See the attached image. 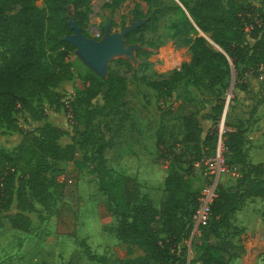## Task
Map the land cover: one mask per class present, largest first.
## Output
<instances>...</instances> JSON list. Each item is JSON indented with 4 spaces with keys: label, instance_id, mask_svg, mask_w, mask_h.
Returning <instances> with one entry per match:
<instances>
[{
    "label": "trees",
    "instance_id": "1",
    "mask_svg": "<svg viewBox=\"0 0 264 264\" xmlns=\"http://www.w3.org/2000/svg\"><path fill=\"white\" fill-rule=\"evenodd\" d=\"M35 1L0 0V118L6 116L7 127L12 125V111L19 106L32 118H38L30 102L33 96L41 94L50 105L61 104L70 112L71 124L79 122L83 128L69 142L61 144L57 138L64 133L62 128L44 120L36 133L23 135L14 151L0 146V209L8 206L13 195L17 206L22 208L29 198L26 189L44 186L49 159L69 160L76 148L90 147L98 187L117 216L115 235L124 249L117 264H186L177 248L189 232V221L198 203L199 193L192 186L191 178L194 163L203 159L204 143L214 147L221 137L226 152L224 161L236 165L239 175L234 187L217 183L214 188L209 219L201 225L205 228L198 246V259L201 264H232L236 252L233 243L222 236L223 232L237 235L241 228L232 221L234 212L248 197H264V161L247 159L243 124L229 125L224 119L220 130L214 121L201 137L198 118L186 113L180 137L166 141L158 136L157 157L178 165L165 175L163 198L155 206L149 196L140 192L134 179L122 173L111 174L102 155L107 143L98 141L91 128L93 118L99 113L92 100L100 94L101 108L119 103L125 89L123 76L112 68H108L105 76L85 65L74 70L76 60L67 57L76 48L65 37L72 32L70 20H75L85 34L90 33L86 23L91 0H42L40 6ZM121 1L105 0L112 6ZM180 1L184 10H180L181 24H173L174 34H189L186 43L190 58L169 76L148 81L151 85H167L186 75L198 88L214 91L232 74L233 85L238 88L245 87L249 77L264 74V16L257 4L249 0ZM137 9L135 4L132 19L141 21L124 32L125 43L142 42L144 30L155 27L160 11L157 7L148 13ZM45 50L50 52L47 60ZM115 61L129 66L121 57ZM73 72L82 86L67 99L65 106L55 87ZM217 102L218 114L224 97H219ZM183 163L186 165H179ZM19 166L21 172L16 175ZM6 218L11 227L28 230L29 220L21 209ZM210 235L218 240L209 241ZM96 259L101 264H109L103 255H97Z\"/></svg>",
    "mask_w": 264,
    "mask_h": 264
},
{
    "label": "rangeland",
    "instance_id": "2",
    "mask_svg": "<svg viewBox=\"0 0 264 264\" xmlns=\"http://www.w3.org/2000/svg\"><path fill=\"white\" fill-rule=\"evenodd\" d=\"M249 1L257 4L264 16V0ZM35 2L42 5V0ZM135 4L142 12L148 13L155 7L160 9L155 27L144 30L142 42H124L125 51L112 52L101 73L79 55L77 48L67 57L76 60L74 70L85 65L105 76L108 68H112L123 76L125 89L119 103L101 108L100 94L92 100L99 113L93 118L91 128L98 141L107 143L102 155L111 174L122 173L134 179L140 192L158 206L163 198V179L178 164L159 159L155 142L158 136L166 141L180 137L186 113L198 118L201 137L214 121L220 130L224 119L229 125L241 122L245 127L247 159L264 161V138L260 135L264 127V74L249 77L243 88L234 87V78H228L214 91L198 88L186 75L167 85H151L148 81L169 76L190 58L186 43L189 34H174L173 24H181L180 10H184L180 0H123L117 6L104 0H91L86 27L100 28V35L94 36L95 39L104 33L121 34L141 21L132 19ZM206 37L209 40L207 34ZM49 55L45 50V60ZM118 57L127 60L129 66L116 62ZM81 86L80 78L73 72L55 88L61 99H69ZM219 97H224V104L217 114L215 105ZM30 103L38 118H32L20 106L12 111V125L7 127L6 116L0 118V146L4 149L14 151L23 135L36 133L44 120L62 128L64 133L57 138L61 144L69 142L72 135L83 128L79 122L70 123L61 104L50 105L41 94L33 96ZM203 151V159L194 163L191 176L192 186L197 188L199 196L208 187L214 189L217 183L234 187L239 174L215 171L217 159L226 158L222 138L214 147L204 143ZM91 156L90 147H78L69 160L49 159L44 186H36L34 190L27 188L29 198L22 208L17 206L13 195L8 206L0 209V264H101L97 255L105 256L109 264H117V259L124 255L115 235L117 216L98 187L93 169L95 160L91 161ZM18 169L16 175L21 172L20 166ZM20 209L28 217V230L13 228L7 221V215ZM232 221L241 228L240 232L235 235L224 231L222 235L233 243L236 252L231 263L264 264V197H248L234 212ZM189 222V232L179 241L177 252L184 256L186 264H201L198 246L205 227L193 220ZM215 240L218 238L209 236V241Z\"/></svg>",
    "mask_w": 264,
    "mask_h": 264
},
{
    "label": "water",
    "instance_id": "3",
    "mask_svg": "<svg viewBox=\"0 0 264 264\" xmlns=\"http://www.w3.org/2000/svg\"><path fill=\"white\" fill-rule=\"evenodd\" d=\"M70 27L72 28V32L66 34L65 37L75 44L79 55L93 65L94 69L100 73L112 52L125 51V41L122 39L123 34L131 28L124 30L121 34L104 33L101 38L95 39L93 35H85L75 20H70ZM231 77H233V74Z\"/></svg>",
    "mask_w": 264,
    "mask_h": 264
},
{
    "label": "built area",
    "instance_id": "4",
    "mask_svg": "<svg viewBox=\"0 0 264 264\" xmlns=\"http://www.w3.org/2000/svg\"><path fill=\"white\" fill-rule=\"evenodd\" d=\"M105 1V0H104ZM250 26V25H249ZM246 28H248V25H246ZM89 31L91 35L98 37L100 35V31L98 26L91 25L89 28ZM259 76H262L259 75ZM64 105H68L67 99H63ZM68 118H70V123L72 122L71 114L70 112H66ZM215 171L217 173H223V172H231L233 175H238L239 171L236 165L233 164H227L222 157H219L216 162ZM215 194L213 187H208L205 191L201 193V195L198 197V203L197 206L192 214V220L197 225H204L207 223L210 215V201Z\"/></svg>",
    "mask_w": 264,
    "mask_h": 264
},
{
    "label": "crops",
    "instance_id": "5",
    "mask_svg": "<svg viewBox=\"0 0 264 264\" xmlns=\"http://www.w3.org/2000/svg\"><path fill=\"white\" fill-rule=\"evenodd\" d=\"M264 129V127L261 129V131H260V135L262 136V130Z\"/></svg>",
    "mask_w": 264,
    "mask_h": 264
}]
</instances>
